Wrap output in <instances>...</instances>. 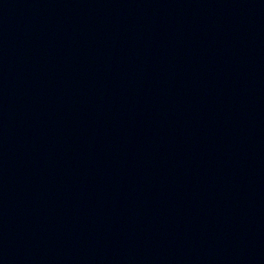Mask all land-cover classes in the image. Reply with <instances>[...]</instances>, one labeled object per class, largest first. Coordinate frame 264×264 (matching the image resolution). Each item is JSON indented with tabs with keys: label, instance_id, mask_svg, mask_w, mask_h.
Listing matches in <instances>:
<instances>
[{
	"label": "water",
	"instance_id": "95a60500",
	"mask_svg": "<svg viewBox=\"0 0 264 264\" xmlns=\"http://www.w3.org/2000/svg\"><path fill=\"white\" fill-rule=\"evenodd\" d=\"M0 264H264V0H0Z\"/></svg>",
	"mask_w": 264,
	"mask_h": 264
}]
</instances>
